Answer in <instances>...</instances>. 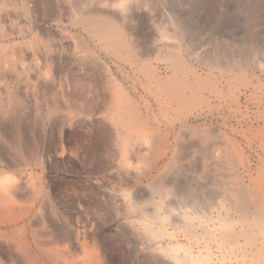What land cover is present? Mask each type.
Wrapping results in <instances>:
<instances>
[{
	"label": "rangeland",
	"instance_id": "rangeland-1",
	"mask_svg": "<svg viewBox=\"0 0 264 264\" xmlns=\"http://www.w3.org/2000/svg\"><path fill=\"white\" fill-rule=\"evenodd\" d=\"M90 16L115 23L121 46L86 28L81 19ZM0 22V51L14 63L0 68V178L22 184L8 204L18 219L0 220V264H24L14 243L22 238L33 259L55 250L64 264L82 261L81 245L103 264H264L256 232L234 231V245L218 235L216 214L239 217L219 207L229 172L209 153L210 163L203 160L201 138L209 131L234 141L247 158L241 171L256 178L264 159V0H3ZM172 54L187 74L170 67ZM192 75L205 86L188 109L154 86ZM115 106L156 131L157 142L132 133L126 145Z\"/></svg>",
	"mask_w": 264,
	"mask_h": 264
},
{
	"label": "bare ground",
	"instance_id": "bare-ground-1",
	"mask_svg": "<svg viewBox=\"0 0 264 264\" xmlns=\"http://www.w3.org/2000/svg\"><path fill=\"white\" fill-rule=\"evenodd\" d=\"M2 1L3 0H0V7L2 5ZM81 23L86 28H88L93 34H95L100 40H102L107 46L114 47V48L121 46V42L119 40L120 29L115 23L107 21V20L100 18V17H97V16L84 17L81 19ZM13 66H14V63L9 58V56L6 53H4L3 51H0V68H10L11 69ZM170 67L173 68L174 70H179V71L181 70L182 72H184L186 74L190 70V69L189 70L185 69L182 61L180 60V58L176 54H172L170 56ZM170 67H169V69H171ZM176 73L178 74V71ZM154 86H155L157 92H159L161 95H163L168 102L173 103L178 108L188 109V108L192 107L198 101V99H199L198 98L199 97L198 91H200L202 89V87L205 86V80L196 76V75H192L191 81L187 83L185 78L178 79L177 77L174 76V77H171V78L164 80V81L154 80ZM6 106H8L10 108H15L16 102L14 100H10L9 103H6ZM130 111L131 110H127L126 108H124L122 106H115V115L117 117L116 123H117V126L119 127L118 129H120L119 131H122V133L123 132L126 133V135L123 134L125 136L126 145L130 146V140L133 139L132 133H134L136 135L137 139L142 140L144 143L154 145L157 142L158 133L146 125H142V126L140 124L136 125L135 123H136L137 119L135 118L134 115H132V113ZM39 122H41V121H39ZM8 124H9V122H8ZM4 125H5V123H4ZM41 126H42V124H41ZM29 127H30V125H29ZM10 130H12V129H10ZM134 130H136V131H134ZM34 132H35V130H34ZM208 132H205L204 134H202L203 136L201 137L203 139V143L205 145V148H204L205 154H202L203 160L208 161L210 159L208 157V153H209L210 155H212V158L215 159V161L217 163H219V165H221L224 169L228 170V172H229V173L226 172V175L221 176V178H220V185L218 187L219 193H218V195H216V197L218 198V202H219L218 204L220 205L219 207H221L223 209L224 208L232 209L234 211V216L239 217L238 220L236 219L237 221L231 222V221H229V218L227 219V214H223V213L222 214L221 213L216 214V215H218L217 220L219 221V226H221V229H222L221 233L218 235L221 236V239L224 242H226L230 245H234L235 242L239 239L238 236H237L238 237V239H237L236 236L234 235V233H235L234 231H236V230L249 231V233L251 231H253V232H256V235H257L256 237L257 238L261 237V239H262L261 241L264 243V159L262 157H260L258 174H257L256 178H251V176H249L247 173H245V171H243L244 168L246 167L247 158L244 157L243 154H240L238 152L239 149L236 148V146H235L236 143L234 141L232 142L231 140H229L228 137H225L224 135L218 134V133H217L216 139L214 140L215 137L212 139L211 134H209ZM23 135L24 134H22V136ZM123 139H124V137H123ZM26 140H27V138H26ZM28 141H30V139ZM259 142H260V146L263 149L262 153L264 154V133H262L260 135ZM59 144H60V142H59ZM34 146H35V144H34ZM28 152H30V151H28ZM24 153H26V152H24ZM196 153H197V151H196ZM193 165L194 164L192 163L191 166H193ZM241 169H243V170L241 171ZM18 184H19V182H16V179H14L13 177L8 176V175H3L0 178V191L2 192V195H3L2 197H0V211H1L0 220L2 219V221H8L7 222L8 224H12L13 221H16L18 219V217H17L14 220V216L12 215L10 210L8 209V204L10 201L9 198L11 196H13L16 192H18V190L20 188L19 186L22 185L21 183H20L21 185H18ZM33 187H35V186H33ZM155 189L160 190V191L159 190L157 191V193L159 195H160V193L163 192L161 182H158L155 185ZM33 190H35V189L33 188ZM171 191H172V189H171ZM16 194H18V193H16ZM29 194H31V193H29ZM32 198H33V196H32ZM190 202H191V204H189L190 205L189 207L192 209L193 208L192 204L194 203V200H190ZM131 205H132L133 209H136L135 203H131ZM250 208H252V210ZM191 214H195V213L192 212ZM246 214H249L248 216L250 217L251 220L246 219L247 217L245 218ZM192 220H193V217H190V219L187 220L186 223L191 224ZM66 225H68V224H66ZM62 226H63V228H65L64 225H62ZM51 227H52V225H51ZM68 229H69V227H68ZM71 232H72V229H71ZM242 233H244V232H242ZM56 234H58V233H56ZM69 234H67V235H69ZM21 235H22V233H21ZM30 235L32 236V234H30ZM65 236H62V242L64 239L67 238ZM245 236L246 235L241 234V239L244 241V245L245 244H247V246L256 245L257 241L255 242V244H253V242L255 240V238L253 237L254 235L248 236V234H247V236L246 237ZM35 238H37V237H35ZM9 239H10V237H9ZM56 241H60V240H56ZM69 242H72V241H69ZM69 242H67L68 245H69ZM14 243L16 245L19 244V246H21V249H22L21 251L24 255V264H58V263L64 264L66 262L67 257L65 256V254L63 252L55 251L54 249H53L54 251L44 252L45 255H43V259H44L43 261H37V260L33 259V256H31L30 253L27 251V248L25 246H28V245H27L24 238H22L20 240L17 239V241H14ZM34 244H36V243H34ZM43 244H44V242H43ZM247 246H245V247H247ZM40 248H42V247H40ZM80 248H81V251L84 253L83 254L84 257H83V259L81 258L82 261H78L80 263L77 262L76 264H103L102 258H101L102 255H100V253L96 249H94V248L86 249V247L82 246V245L80 246Z\"/></svg>",
	"mask_w": 264,
	"mask_h": 264
}]
</instances>
